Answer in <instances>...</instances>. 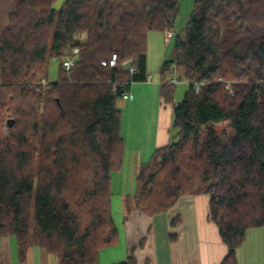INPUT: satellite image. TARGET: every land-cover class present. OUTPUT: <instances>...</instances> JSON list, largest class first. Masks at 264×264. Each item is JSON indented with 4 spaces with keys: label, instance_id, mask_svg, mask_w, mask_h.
<instances>
[{
    "label": "trees",
    "instance_id": "obj_1",
    "mask_svg": "<svg viewBox=\"0 0 264 264\" xmlns=\"http://www.w3.org/2000/svg\"><path fill=\"white\" fill-rule=\"evenodd\" d=\"M55 1L17 0L0 35V237H17L22 260L38 245L59 264H100V250L119 240L117 102L147 80L148 34L174 30L180 0H64L59 9ZM114 53L117 64L103 65ZM52 56L59 77L43 87ZM64 57L74 58L68 70ZM172 64L188 88L174 102L170 142L136 172L127 215L207 194L208 218L227 245L220 264H238L247 230L264 224V0H194L162 75ZM164 78L163 100L174 101L176 84ZM112 264L138 263L132 249Z\"/></svg>",
    "mask_w": 264,
    "mask_h": 264
},
{
    "label": "crops",
    "instance_id": "obj_2",
    "mask_svg": "<svg viewBox=\"0 0 264 264\" xmlns=\"http://www.w3.org/2000/svg\"><path fill=\"white\" fill-rule=\"evenodd\" d=\"M16 5L17 0H0V35ZM148 67L149 59L147 62L149 74ZM149 75H151L149 80H153L152 73ZM162 80L163 76L156 77L154 80L156 84H149L152 85L151 91L155 100L154 119H147L145 107H141L137 102L142 98L139 93L144 95L140 91L137 98L135 95L131 98L134 101L131 105L133 119L131 118L128 124H125L122 113L121 134L124 139L122 168L127 158H130L135 173L156 148L168 144L171 140L173 106L177 101L163 100L160 92ZM140 82L131 84L129 91L132 92L136 86L141 91L150 87L139 86ZM209 210L207 194H185L159 214L150 216L139 210L130 215L125 214L124 242L127 247L125 246L118 258H124L133 249L138 264H220L227 253V245L220 236L218 226L209 220ZM121 241L119 231L118 242L110 246L115 248L113 251L117 252ZM54 259L56 258H53L52 253L45 248L30 245L26 258L22 260L19 257L17 237L15 235L0 237V264H56ZM57 259L59 264V258ZM99 260L101 264V253ZM237 261L238 264H264V224L247 230L244 241L237 249Z\"/></svg>",
    "mask_w": 264,
    "mask_h": 264
},
{
    "label": "rangeland",
    "instance_id": "obj_3",
    "mask_svg": "<svg viewBox=\"0 0 264 264\" xmlns=\"http://www.w3.org/2000/svg\"><path fill=\"white\" fill-rule=\"evenodd\" d=\"M64 0H56L54 2V7L59 9ZM194 8V0H180V10L179 14L177 17L176 25L173 31L172 36H169L168 31L164 32L161 30H153L150 31L148 34V59H149V74L152 73L153 75V80L140 82L141 85L147 86L149 84H156L155 79L156 77L161 78L162 76L165 77L164 79L168 80L171 77H175L178 75L179 81L176 83L175 87V94H174V100L175 101H180L183 98V95L188 88V80L185 78L184 71L181 67L176 68L174 70L172 67L165 71V74L162 75V65L163 62L167 59L172 58L173 56V44L175 41V37L177 34L184 36L185 32V24L188 21L190 14ZM77 52L78 48H73L72 52ZM71 53V52H70ZM65 58V57H64ZM48 69L47 73H45L42 76V79L40 81L41 86H46L51 82L53 79H57L59 77L60 73V58L57 56H52L49 59V64H48ZM162 75V76H161ZM99 79L101 77H98ZM135 83V82H134ZM132 83V84H134ZM158 83V82H157ZM145 90L141 91L138 86L135 87L134 90H132V94L136 96L138 95V92H143L144 95L139 93V95L142 97L141 100H136L141 107H145L146 109V114H147V119L151 120L154 119V111H153V106L155 105V100L152 95L151 91V86ZM134 101L131 99H122L119 98L117 105L121 112L124 114V121L125 124H128L130 119H133V113L131 110V105ZM217 128L219 130L222 129H227L228 130V124L227 123H219L217 124ZM148 159V157L146 158ZM130 158H127V162H125V166L122 168V170L119 171H114L112 172V188H111V209L112 213L114 216V219L119 227V231L121 234V239L122 241L118 245V249L116 250L117 252L113 251L115 250L114 247H104L102 249L101 253V264H110V261H121L125 259L127 256L124 258H118L121 256V253H123V250L125 249L124 238H125V225H124V215L127 214V209H126V202H125V197L133 193L135 191L136 187V182H135V167L131 165ZM134 209L130 214L134 213ZM128 214V215H130ZM105 255V257H104ZM53 258L56 264H58V255L55 253H52ZM114 263V262H112ZM111 263V264H112Z\"/></svg>",
    "mask_w": 264,
    "mask_h": 264
},
{
    "label": "built area",
    "instance_id": "obj_4",
    "mask_svg": "<svg viewBox=\"0 0 264 264\" xmlns=\"http://www.w3.org/2000/svg\"><path fill=\"white\" fill-rule=\"evenodd\" d=\"M168 35L169 36H172V35H174L173 34V31L171 30V31H168ZM117 59H118V55L116 54V53H114V54H112V56L110 57V58H106V59H104L103 61H102V64L103 65H109V66H115L116 64H117ZM131 60L130 59H128V60H125L124 61V63H128V62H130ZM73 64H74V58L73 57H67V58H64L63 59V66H64V68L65 69H70L72 66H73ZM174 70H176V67H175V65L174 64H172V66H171ZM136 71H135V69H134V66H132L131 68H130V73L132 74V73H135ZM150 77H151V75H149L148 74V76H147V80H149L150 79ZM168 83H170V84H176L178 81H179V77H178V75L177 76H175V77H171V78H169L168 80H166ZM204 81H200V82H198L197 84H196V91L198 92L199 91V89H200V84L201 83H203ZM117 84H119V82H116L115 84H114V88H116V86H117ZM228 86L230 87V84H228ZM230 91H232V89H231V87H230ZM133 97V94L129 91V90H126L124 93H123V98L124 99H131Z\"/></svg>",
    "mask_w": 264,
    "mask_h": 264
},
{
    "label": "water",
    "instance_id": "obj_5",
    "mask_svg": "<svg viewBox=\"0 0 264 264\" xmlns=\"http://www.w3.org/2000/svg\"><path fill=\"white\" fill-rule=\"evenodd\" d=\"M12 122H10V120H9V124H11Z\"/></svg>",
    "mask_w": 264,
    "mask_h": 264
},
{
    "label": "bare ground",
    "instance_id": "obj_6",
    "mask_svg": "<svg viewBox=\"0 0 264 264\" xmlns=\"http://www.w3.org/2000/svg\"><path fill=\"white\" fill-rule=\"evenodd\" d=\"M103 61V60H102ZM135 69V68H134Z\"/></svg>",
    "mask_w": 264,
    "mask_h": 264
}]
</instances>
